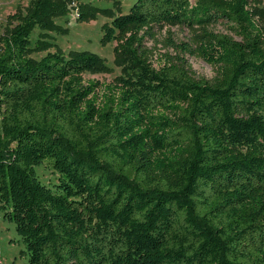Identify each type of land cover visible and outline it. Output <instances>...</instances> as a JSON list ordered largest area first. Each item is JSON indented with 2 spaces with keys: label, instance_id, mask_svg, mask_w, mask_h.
<instances>
[{
  "label": "trees",
  "instance_id": "trees-1",
  "mask_svg": "<svg viewBox=\"0 0 264 264\" xmlns=\"http://www.w3.org/2000/svg\"><path fill=\"white\" fill-rule=\"evenodd\" d=\"M252 3L136 0L106 27L123 74L105 85L84 78L105 69L94 52L30 55L63 0L14 15L0 36V210L29 264H264V9ZM167 24L191 36L170 32L177 53L156 66L146 39ZM187 53L217 74L196 77ZM46 160L55 187L37 175Z\"/></svg>",
  "mask_w": 264,
  "mask_h": 264
},
{
  "label": "rangeland",
  "instance_id": "rangeland-1",
  "mask_svg": "<svg viewBox=\"0 0 264 264\" xmlns=\"http://www.w3.org/2000/svg\"><path fill=\"white\" fill-rule=\"evenodd\" d=\"M136 0H63L68 12L52 17L48 29L35 28L32 32L33 51L31 56L41 58L47 52L62 51L66 55L74 51H91L98 54L105 61V69L102 72H85V80L95 79L101 84H113L123 74V67L116 60L114 48L117 41L104 42L103 37L108 25L111 24L114 15L128 13ZM32 0H0V36L10 30L18 19L16 13L25 14L31 6ZM253 6L264 9V0H253ZM106 10V11H103ZM82 11L88 15L81 16ZM217 31L231 33L233 31L227 24H218ZM156 39L148 37L146 44L149 47L156 46L155 65L158 66L161 55L165 53L175 55L177 52L172 47L164 46L165 40L171 32L174 39L187 41L190 39V31L179 25H164L156 27ZM39 41L44 49H35ZM188 64L194 75L198 78L212 79L217 74V67L189 53L185 54ZM38 177L45 184L55 187L59 182V173L52 162L44 161L36 166ZM30 253L28 246L17 230L16 224L4 217L0 210V264H29Z\"/></svg>",
  "mask_w": 264,
  "mask_h": 264
}]
</instances>
